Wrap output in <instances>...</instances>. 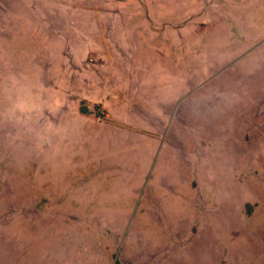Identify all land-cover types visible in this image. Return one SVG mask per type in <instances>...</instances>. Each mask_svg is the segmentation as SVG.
Listing matches in <instances>:
<instances>
[{"label":"rangeland","instance_id":"obj_1","mask_svg":"<svg viewBox=\"0 0 264 264\" xmlns=\"http://www.w3.org/2000/svg\"><path fill=\"white\" fill-rule=\"evenodd\" d=\"M264 264V0H0V264Z\"/></svg>","mask_w":264,"mask_h":264},{"label":"trees","instance_id":"obj_2","mask_svg":"<svg viewBox=\"0 0 264 264\" xmlns=\"http://www.w3.org/2000/svg\"><path fill=\"white\" fill-rule=\"evenodd\" d=\"M114 264H119V262L117 260H115Z\"/></svg>","mask_w":264,"mask_h":264}]
</instances>
